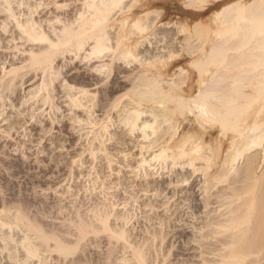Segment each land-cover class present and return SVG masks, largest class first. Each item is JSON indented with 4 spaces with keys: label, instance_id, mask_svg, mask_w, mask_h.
Wrapping results in <instances>:
<instances>
[{
    "label": "bare ground",
    "instance_id": "bare-ground-1",
    "mask_svg": "<svg viewBox=\"0 0 264 264\" xmlns=\"http://www.w3.org/2000/svg\"><path fill=\"white\" fill-rule=\"evenodd\" d=\"M199 5L0 0V264H171L185 256L182 246L173 250V239L186 237L175 230L183 219L169 206L174 197L152 199L164 184L137 181L156 164L203 176V222L192 239L203 264H264V0ZM75 59L91 80L69 76L78 66L63 72ZM60 94L78 140L86 136V144L72 142L80 147L73 154L61 153L67 141L53 135L50 148L41 146L53 131L42 126L48 108L52 126L60 124ZM30 121L40 125L37 139ZM27 138L39 148L33 158ZM54 167L51 184L42 174ZM176 175L178 186L189 183L191 175ZM186 200L201 211L193 196ZM142 219L145 235L136 232Z\"/></svg>",
    "mask_w": 264,
    "mask_h": 264
},
{
    "label": "rangeland",
    "instance_id": "rangeland-1",
    "mask_svg": "<svg viewBox=\"0 0 264 264\" xmlns=\"http://www.w3.org/2000/svg\"><path fill=\"white\" fill-rule=\"evenodd\" d=\"M74 7V5H72L71 6V8H69L68 10H69V12H73V8ZM49 9H52V6L49 8ZM47 11V10H46ZM46 11H44L43 13H42V15H44L45 13H46ZM48 16H51V14H48ZM21 58H22V56H21ZM10 59H11V57L9 56V58H8V62L10 61ZM16 60H17V58H15ZM16 60H14V61H16ZM18 61V60H17ZM78 61L79 60H69V61H67L66 62V64H67V66H66V68L64 67V71L63 72H66L67 70H69V69H71V68H74V67H76V66H78L79 68H78V70L79 71H77V70H72L70 73H69V76H71V75H73V74H75V73H79V74H84L85 75V78L87 77L88 79L90 78V80L93 78L89 73H88V71H87V66L85 65H83V63H78ZM78 64V65H77ZM85 64V63H84ZM9 65V64H8ZM122 81V80H121ZM31 83H29V84H27V86L28 85H30ZM100 86V85H99ZM98 87V86H97ZM93 88H96V87H93ZM24 89H25V87L23 88V91H22V95L24 94ZM28 90V89H27ZM57 94H58V91H57ZM63 94H60L59 96H58V99L56 98V100H55V102L57 103V105L58 106H60L61 107V110L60 111H58V112H56L57 113V116L59 115L60 116V118H58L59 119V121H60V124L58 123V124H53V126H52V124L50 123L52 120H51V116H50V109L48 108L47 110H48V113H47V111L45 112V114L43 115V117L41 118L42 120H43V127L46 125L47 126V124L49 125H51V127H53V131H51L50 132V134H48L47 135V137H45L44 138V141H43V143H42V145L41 146H43V145H45V146H48L49 145V148H50V145H51V142L50 141H47V138H51L52 137V135H53V139L54 138H56L57 137V139H65L64 141H67V143L65 144L66 145V147H65V149L64 150H62V152L61 153H66V152H68L67 154H73L74 152H76L77 151V149H79L80 147H79V145L77 146V145H73V148H71L70 147V145L72 144V142L74 141V142H76L77 144H80V143H84L85 142V144H86V141H84V140H86L85 138H86V136H84L83 138L84 139H82V140H78L79 139V135L81 134H79V132H76L75 131V129H73L74 127H71V125H73L72 124V122L68 119L69 118V116L71 117V115H73V113L71 112L70 113V111L68 110L69 109V107H68V105L67 104H65V103H63L64 102V98H60L59 99V97H61ZM32 103V102H31ZM29 105H27L26 107H28ZM48 106H46L45 108H47ZM69 111V112H68ZM52 113V112H51ZM63 113V114H62ZM53 114V113H52ZM101 113H99L98 112V115H100ZM78 115H79V113H78ZM97 115V114H96ZM52 116H54V115H52ZM65 116V117H64ZM3 125V124H2ZM50 125L48 126V127H45V129H48V128H51L50 127ZM31 126V127H30ZM75 127H76V125H74ZM27 127H29L28 128V130H29V132L31 131L32 132V136H33V138L34 139H37V137L38 136H36V134H40L39 132H40V125H38V124H36L35 122H33V121H30V123L28 124V126ZM78 127V126H77ZM32 129V130H31ZM78 129V128H77ZM30 132V133H31ZM83 134H84V132H83ZM35 135V136H34ZM16 137L15 138H18V140H22V138L23 137H19V135L18 134H16L15 135ZM18 136V137H17ZM31 136V137H32ZM91 136V135H90ZM32 138V139H33ZM24 139V138H23ZM28 139L29 138H27V141H28ZM31 138H30V140H32ZM67 139V140H66ZM26 140V139H25ZM79 141V142H78ZM30 141H28V145H29V147H27V149H29V151H26L27 153H29V157H31V158H33V155H31V153L32 154H34L33 153V151L36 153V151H38V147H37V143L34 145V143H29ZM0 143H2V142H0ZM30 146H34V148H32V147H30ZM39 146V145H38ZM32 149V150H31ZM61 150L59 149L58 150V152H60ZM9 155L8 156H10V157H8V159H11V160H13L14 159V161L16 160V162H17V160L19 161V159L21 158V157H18V156H21V155H19V152L17 153H14V155H13V152H12V150H9ZM31 152V153H30ZM57 152V151H56ZM57 152V153H58ZM12 153V154H11ZM133 153H138V149H135V150H133ZM28 155V154H27ZM36 155H34V157H35ZM37 157V156H36ZM35 157V158H36ZM69 157V156H68ZM30 158V159H31ZM40 158L41 159H46V161H45V165H50L51 167H53V163L52 164H50L51 162L50 161H48V155H46V154H41V156H40ZM138 158H140V157H138L137 156V159ZM89 159V158H88ZM31 160H33V159H31ZM27 161H29V163L31 162L30 160H27ZM34 162V163H33ZM32 163H28L30 166H31V168L33 169L34 168V170H32L31 168V170L30 171H32V173H33V171L34 172H36V173H39V172H41V170L40 169H37V168H39L38 166H37V163H36V165H35V161H33ZM34 166V167H33ZM49 166V167H50ZM157 166V167H156ZM61 167V166H60ZM166 166H158V164H156L155 165V167H150L149 168V166H146V168H145V170H146V173H145V170H143V173L141 172L140 174H142V178L140 179V177L137 179V181H141V180H143V175H148V177H147V179H149V180H154V181H158V182H160V183H163L164 184V186L167 188V190H166V192L164 193V194H162V196H160L159 194H156V192H152L151 194H148L149 196H152V199H157V200H159V201H163V202H166V201H168V199H170L171 197H174V198H172L171 200H170V203H169V206L170 205H172L173 204V207H172V209H175V207H176V209H179V212H182L181 214V216H182V219H183V221L182 222H176L177 223V229H175L176 230V233H178V232H185V235H186V237L184 238V239H178V241H176L177 240V238H174L173 239V242H174V240H175V246H174V251H176V248L177 247H180V246H182V248H183V253L185 254V256H180V257H178V259H176L177 261H173L171 264H179V262H180V260L181 261H183V262H180V264H203L202 262H201V260H202V258L200 259L199 258V256H201V251H202V249L200 248V246L198 245L199 243H196L195 241L193 242V240H196V238L199 236V234H200V227H201V224L200 223H202L203 222V176H202V174L201 173H196V174H194V175H192V172H193V169L192 168H190V167H188V166H185V167H181L180 165L179 166H177V167H175L173 170H171V168L169 167V168H165ZM28 168H29V166H28ZM28 168L26 169V171H28ZM55 168V167H54ZM53 168V170H54V174L53 173H51L50 172V175L48 174L49 173V168H47L48 170H47V174L45 173V171H44V169L45 168H43L42 169V171H44L43 173L44 174H42V175H47L46 177L48 178L47 180H46V178H44V180L45 181H47V182H49V181H51L50 183L51 184H53L54 182V180H55V176L57 175V171H55V170H59V169H54ZM165 168V169H164ZM122 169H123V171L124 172H122V174L121 175H124V174H126V172L127 171H129V169H125L124 167H123V165H122ZM29 172V171H28ZM64 172L65 171H63V174H64ZM30 174H32L31 172H29ZM178 173H182V174H185V175H187V176H190L191 175V177H190V179H189V183H187V184H182V185H179L178 186V184L176 183L177 182V175L176 174H178ZM56 174V175H55ZM24 175V174H23ZM54 175V177L52 178V180H51V176H53ZM20 176H22V175H19V177ZM25 176H27L28 177V175H25ZM41 176V175H40ZM128 178H130L131 177V179L133 178V177H135V175L133 174V173H128L127 175H126ZM26 177V178H27ZM21 178V177H20ZM63 178V177H62ZM62 178L60 179V180H62ZM111 178H113V177H111ZM23 179V178H22ZM110 179V178H109ZM26 179L24 178V181H25ZM43 180V181H44ZM60 180H58V181H60ZM82 180V179H81ZM80 179H79V183H80V181H81ZM86 180V179H85ZM22 181V180H21ZM57 181V182H58ZM82 181H84V179L82 180ZM172 182V185H169V183H171ZM49 183V184H50ZM136 185V184H135ZM202 189V190H201ZM99 191V190H98ZM111 192H115V189H112V190H110ZM175 193H177V195L176 196H174L173 194H175ZM142 195V194H141ZM189 196H193L194 197V199H195V201H194V204H198V205H200L202 208H201V211H199L198 213H195L194 211H193V209L191 208V206H192V204H191V202L190 201H188V200H186ZM142 199H146V197H143ZM138 203H136V206H138L137 205ZM132 206H133V208L135 207L136 208V206H134V204H132V205H129L128 206V208H129V210L132 208ZM131 210H133V209H131ZM123 211H125V210H123ZM140 212V211H139ZM138 212V213H139ZM178 212V213H179ZM195 213V214H194ZM143 220H145V219H142V222H144L143 223V225L145 224V226H143L142 228L140 227V229H136L135 231L136 232H138L139 234H143V232H145L146 230L144 229V227H146L147 225H146V220L145 221H143ZM202 221V222H201ZM148 225H149V223H148ZM158 226V225H157ZM137 227H139L138 225H137ZM134 231V230H133ZM134 231V232H135ZM143 235H145V233L143 234ZM179 235L177 234V237H178ZM195 236H196V238H195ZM193 239V240H192ZM190 240H191V242H190ZM185 242H187V243H185ZM180 245V246H179ZM195 249V250H194ZM190 255V257H189V255ZM194 256V257H193ZM191 260H190V259ZM186 260H187V262H186ZM188 260H190L189 262H188Z\"/></svg>",
    "mask_w": 264,
    "mask_h": 264
},
{
    "label": "snow or ice",
    "instance_id": "snow-or-ice-1",
    "mask_svg": "<svg viewBox=\"0 0 264 264\" xmlns=\"http://www.w3.org/2000/svg\"><path fill=\"white\" fill-rule=\"evenodd\" d=\"M211 2V0H200V5L199 6H207L209 3ZM192 6V5H189ZM232 7H237V5H232ZM262 34H264V23H262ZM25 264H27V262H25ZM62 264V262H61Z\"/></svg>",
    "mask_w": 264,
    "mask_h": 264
}]
</instances>
